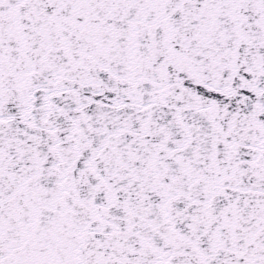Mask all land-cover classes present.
<instances>
[{
    "label": "snow or ice",
    "instance_id": "snow-or-ice-1",
    "mask_svg": "<svg viewBox=\"0 0 264 264\" xmlns=\"http://www.w3.org/2000/svg\"><path fill=\"white\" fill-rule=\"evenodd\" d=\"M0 264H264V0H0Z\"/></svg>",
    "mask_w": 264,
    "mask_h": 264
}]
</instances>
